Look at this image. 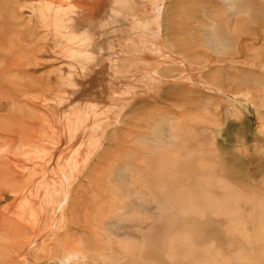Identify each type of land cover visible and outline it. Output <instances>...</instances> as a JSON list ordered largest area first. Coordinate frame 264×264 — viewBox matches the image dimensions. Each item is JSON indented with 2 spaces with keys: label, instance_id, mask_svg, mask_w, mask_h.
<instances>
[{
  "label": "rangeland",
  "instance_id": "rangeland-1",
  "mask_svg": "<svg viewBox=\"0 0 264 264\" xmlns=\"http://www.w3.org/2000/svg\"><path fill=\"white\" fill-rule=\"evenodd\" d=\"M90 1L0 0V264H264V0Z\"/></svg>",
  "mask_w": 264,
  "mask_h": 264
},
{
  "label": "bare ground",
  "instance_id": "bare-ground-1",
  "mask_svg": "<svg viewBox=\"0 0 264 264\" xmlns=\"http://www.w3.org/2000/svg\"><path fill=\"white\" fill-rule=\"evenodd\" d=\"M72 1H73V0H72ZM74 1H75V0H74ZM87 1H89V3L91 2L90 0H86V3H87ZM95 1H96V0H95ZM98 1H99V0H98ZM145 1H146V0H145ZM77 2H79V1H77ZM124 2H125V1H124ZM135 2H136V1H135ZM152 2H154V1H152ZM152 2H150V0H149L147 3H152ZM75 3H76V2H75ZM75 3H74V4H75ZM81 3H82V2H81ZM83 3H85V0H84ZM89 3H88V5H90ZM93 3L95 4L96 2H93ZM125 3H127V2H125ZM142 3H143V2H141V6L144 7V6H143L144 4H142ZM79 4H80V3H79ZM94 4H91V6L94 5ZM152 4H154V3H152ZM76 5H77V4H76ZM76 5H74V6H76ZM88 5H87V7H88ZM98 5H99V4H98ZM127 5H129V1H128ZM137 6H138V5H137ZM139 6H140V4H139ZM151 6H152V5H151ZM79 7H81V6H79ZM82 7H84V6H82ZM85 7H86V6H85ZM85 7H84V9H85ZM87 7H86V8H87ZM89 7H90V6H89ZM89 7H88V8H89ZM94 7H95V6H94ZM129 7H130V6H129ZM155 7H156V9H157L158 5L155 6ZM155 7H153V8H155ZM159 7H160V6H159ZM75 8H76V7H75ZM137 8L139 9V7H137ZM81 9H82V8H81ZM84 9H83V10H84ZM92 9L94 10V8H92ZM86 10H88V9H86ZM93 10H92V11H93ZM95 10H96V9H95ZM128 10H129V9H128ZM139 10H140V9H139ZM157 10H158V9H157ZM89 11H91V10L89 9ZM89 11H88V12H89ZM92 11H91V13H93ZM123 11H124V10H123ZM125 11H126V10H125ZM134 11H136V10H134ZM140 11H141V10H140ZM83 13H84V12H82V14H83ZM121 13H122V11H121ZM154 13H155V10H154ZM157 13H158V12H157ZM84 14H85V13H84ZM86 14H87V13H86ZM89 14H90V13H89ZM89 14H88V15H89ZM94 14H95V13H94ZM134 14H135V13H134ZM155 14H156V13H155ZM120 15H121V14H120ZM124 15H125V14H124ZM136 15H138V14H136ZM141 15H142V14H141ZM141 15H140V16L138 15V16H139V17H142ZM158 15H160V14H158ZM158 15H157V18H158ZM81 16H82V15H81ZM89 16H91V15H89ZM138 16H137V17H138ZM86 17H87V15H86ZM134 17H136V16H134ZM139 17H138V18H139ZM88 18H89V17H88ZM132 18H133V17H132ZM83 19H84V18H83ZM127 19H128V18H127ZM119 20H120V19H119ZM142 20H143V18H142ZM126 21H127V20H124L123 22H126ZM128 21L130 22V20H128ZM128 21H127V22H128ZM134 21H135V20H133V22H134ZM156 21H158V20H156ZM160 21H161V20H160ZM160 21H159V22H160ZM129 22H128V23H129ZM133 22H130V23H133ZM137 22H138V21H137ZM134 23H135V22H134ZM157 23H158V22H157ZM81 24H82V23H81ZM136 24L139 25V23H136ZM136 24H135V25H136ZM159 24H160V23H159ZM159 24H158V25H159ZM89 25H91V23H89L88 26H89ZM94 25H95V26H93V27L96 28L97 25H96V24H94ZM117 25H118V24H117ZM117 25H116V26H117ZM131 25L134 26V24H131ZM131 25H130V27H131ZM84 26H85V25H84ZM100 26H101V25H100ZM121 26H122V25H121ZM121 26H120V27H121ZM133 26H132V27H133ZM159 26H160V25H159ZM86 27H87V25H86ZM136 27H137V25H136ZM88 28H89V27H88ZM101 28H102V27H101ZM117 28H118V27H117ZM117 28H116V29H117ZM159 28H160V27H159ZM86 29H87V28H86ZM118 29H119V28H118ZM94 30H95V29H94ZM119 30H120V29H119ZM95 31H97V30H95ZM95 31H94V32H95ZM135 31H136V30H135ZM138 31H139V30H138ZM140 31H141V29H140ZM89 32H90V30H89ZM100 32H101V31H100ZM131 32L134 33V31H131ZM96 33H97V32H96ZM101 33H103V32H101ZM139 33H140V32H139ZM155 33H156V32H155ZM117 34H119V32H118ZM130 34H131V33H130ZM134 34H135V33H134ZM136 34H137V33H136ZM140 34H141V33H140ZM97 35H99V34L97 33ZM113 35H114V34H113ZM119 35H120V34H119ZM131 35L133 36V34H131ZM103 36H104V34H103ZM116 36H117V35H116ZM153 36H154V35H153ZM95 37H96V35H95ZM113 37H114V36H113ZM121 37H122V36H120V38H121ZM96 38H97V37H96ZM96 38L94 39L95 41H97ZM101 38H102V37L99 36V39H100V40H101ZM103 38H104V37H103ZM125 38H126V41H127V37H125ZM130 38H134V36H133V37H130ZM116 39H117V38H116ZM116 39H115V40H116ZM100 40H99V41H100ZM105 40H106V39H105ZM120 40H121V39H120ZM124 40H125V39H124ZM103 41H104V39H103ZM117 41H119V40H117ZM126 41H125V42H126ZM130 41H131V40H130ZM101 42H102V41H101ZM95 43H97V42H95ZM103 43H104V42H102L101 44L104 45ZM117 43H118V42H117ZM121 43H124V42H121ZM130 43H131V42H130ZM130 43H129V44H130ZM127 44H128V42H127ZM98 45H99V44H98ZM88 46H90V45H88ZM99 46H100V45H99ZM118 46H119V45H118ZM122 46H123V45H122ZM122 46H121V47H122ZM124 46H127V45H124ZM124 46H123L122 48H120V49H122V50H123V48L125 49ZM130 46H131V45H130ZM132 46H135V45H132ZM136 46H137V45H136ZM82 47H83V46H82ZM101 47H102V46H101ZM87 48H88V47H87ZM92 48H93V47H92ZM92 48H91V49H92ZM102 48H103V47H102ZM116 48H118V47H116ZM116 48H115V49H116ZM88 49H89V48H88ZM88 49L86 50V54H88L87 52L90 51V49H89V51H88ZM100 49H101V48H99V50H100ZM120 49L118 48V50H120ZM128 49H129V48H128ZM128 49L126 48V51H127ZM134 49H135V47H134ZM134 49H133V50H134ZM154 49H155V48H154ZM166 49H167V48H166ZM96 50H97V49H96ZM101 50H102V49H101ZM118 50H116V51H118ZM130 50H131V49H130ZM133 50H132V51H133ZM158 50H159V49H158ZM135 51H137V49H136ZM138 51H139V50H138ZM138 51H137V52H138ZM100 52L103 53L102 51H100ZM121 52H122V51H121ZM121 52H119V53H121ZM128 52H129V50H128ZM128 52H127V55H128L129 53H133L134 51H133V52H129V53H128ZM161 52H162V51H161ZM101 53H100V54H101ZM123 53H125L124 50H123L122 54H123ZM89 54H90V53H89ZM122 54H120V55L123 56L124 54H123V55H122ZM96 55H97V54H96ZM106 55H107V54H106ZM115 55H116V54H115ZM125 55H126V54H125ZM104 56H105V55H104ZM109 56H110V55H109ZM111 56H112V55H111ZM113 57H114V56H113ZM117 57H119V56H117ZM124 57H126V56H124ZM128 57H129V56H128ZM128 57H127V59H128ZM86 58H87V57H86ZM102 58H103V57H102ZM108 58H109V57H108ZM120 58H121V57H120ZM90 59H91V58H90ZM100 59H101V55H100ZM93 60H94V59H93ZM96 60H97V58H96ZM102 60H105V59H102ZM102 60H99V61H102ZM113 60H114V59H113ZM121 60H122V59H121ZM129 60H130V57H129ZM89 61H92V60H89ZM130 61H131V60H130ZM93 62H94V61H93ZM125 62H126V61H125ZM127 62H129V61H127ZM103 63H104V62H103ZM113 63H114V62H113ZM119 63H120V62H119ZM129 63H130V62H129ZM131 63H132V61H131ZM131 63H130V64H131ZM177 63H178V62H177ZM120 64H121V63H120ZM120 64H119V65H120ZM126 64H127V63H126ZM127 65H128V64H127ZM125 66H126V65H125ZM96 67H98V66H96ZM111 67H113V66H111ZM118 67H119V66H118ZM118 67H117V68H118ZM120 67H123V65L120 66ZM130 67H131V66H130ZM123 68H124V67H123ZM123 68H121V69H123ZM126 68H127V67H125L124 69H126ZM130 69H131V68H129V69L127 68L128 71H130ZM127 70H126V73H127ZM115 71H117V70H115ZM121 71H123V70H121ZM121 71L118 70L117 73H118V72L121 73ZM124 72H125V71H124ZM91 73H92V72H91ZM127 74H128V73H127ZM130 74H131V73H130ZM91 75H92V74H91ZM110 75H111V74H110ZM90 77H91V76H90ZM92 77H93V76H92ZM92 77H91V78H92ZM111 77H112V76H111ZM113 77H114V76H113ZM115 77H116V76H115ZM115 77H114V78H115ZM91 78H90V79H91ZM121 79H122V78H121ZM123 79H124V78H123ZM123 79H122V80H123ZM107 80H108V79H107ZM112 80H113V78H112ZM117 80H118V79H117ZM111 83H112V82H111ZM122 84H123V83H122ZM112 85H115V84L112 83ZM119 85H120V84H119ZM123 85H124V84H123ZM148 85H149V84H148ZM120 86H121V85H120ZM97 87H99V86H97ZM100 87H101V86H100ZM121 87H122V86H121ZM123 87H124V86H123ZM112 88H113V87H112ZM116 88H117V87H116ZM116 88H114V89H116ZM119 88H120V87H119ZM95 89H96V88H95ZM121 89H122V88H121ZM121 89H120V90H121ZM108 90H109V89H108ZM120 90H119V91H120ZM119 91H118V92H119ZM115 92H116V90H115ZM107 93H108V92H107ZM112 93H113V92H111V94H112ZM117 94H118V93H117ZM125 94H126V93H125ZM93 95H95V94H93ZM131 95H132V94H131ZM106 96H107V98H108L109 95H106ZM110 96H111V95H110ZM94 97H95V96H94ZM115 97H117V96H115ZM99 98H100V96H99ZM99 98H97V99H99ZM103 98H104V97H103ZM109 98H110V97H109ZM112 98H113V97H112ZM100 99H101V98H100ZM113 99H114V98H113ZM105 100H106V99H105ZM110 100H111V98H110ZM114 100H115V99H114ZM94 101H96V100H94ZM108 101H109V100H108ZM86 102H87V101H86ZM98 102H99V101H98ZM111 102H112V101H111ZM91 103H92V101H91ZM93 103H94V102H93ZM93 103H92V104H93ZM103 103H106V102H103ZM103 103H102V104H103ZM87 105H88V104H87ZM87 105H86V106H87ZM89 105H90V104H89ZM104 105H105V104H104ZM104 105H103V107L105 108ZM108 105H111V104L108 103ZM128 105H129V104H128ZM86 106H84V107H86ZM106 106H107V105H106ZM91 107H92V105H91ZM95 107H96V106L94 105V108H95ZM97 107H99V105H97ZM121 107H122V106H121ZM89 108H90V107H89ZM89 108L87 107L86 109H89ZM104 108H103V109H104ZM119 108H120V107H119ZM97 109H101V107H100V108H97ZM106 109H107V107H106ZM106 109H104V110H106ZM95 110H96V109H94V112H95ZM81 111H82V110H81ZM98 111H99V110H98ZM89 113H90V112H89ZM89 113L87 112V114H89ZM91 113H93V111H91ZM97 113H98V112H97ZM97 113H95V117H96V114H97ZM99 113H100L99 115L102 117V116L104 115V113H107V112L104 111V113L102 112V113H103V114H102L101 111H100ZM101 114H102V115H101ZM82 115L84 116V113H83ZM89 115H90V114H89ZM89 115H88V116H89ZM97 115H98V114H97ZM106 115H107V114H106ZM116 115H117V114H116ZM121 115H122V114H121ZM83 116L80 117V118L84 121ZM100 116H99V117H100ZM84 118H85V117H84ZM86 119H88V118H86ZM90 119H91V118H90ZM94 119H95V118H94ZM98 119H99V118H98ZM102 119L105 120L104 118H102ZM88 120H89V119H88ZM88 120H87V121H88ZM100 120H101V118H100ZM106 120H108V118H107ZM118 120H119V119H118ZM83 121H82V122H83ZM85 121H86V120H85ZM96 121H97V119H96ZM80 122H81V121H80ZM82 122H81V123H82ZM99 122H100V121H99ZM86 123H87V122H85L84 124L86 125ZM89 123H90V121H89ZM85 125H84V127H86ZM88 125H89V124H88ZM101 125H102V124H101V122H100V125H99L98 128H101ZM79 127H80V126H79ZM79 127H78V128H79ZM96 127H97V126H96ZM103 128H104V127H103ZM103 128H102V129H103ZM76 129H77V127L74 129L75 132H74V130L71 132V137H72L71 139H73L74 137L76 138V135L78 136V133H77ZM79 130H80V129H79ZM99 130H100V129H99ZM93 131H94V129L92 130L91 133L94 134ZM96 131H97V130H96ZM104 131H105V130H104ZM97 132H98V131H97ZM97 132H96V133H97ZM80 133H81V131H80ZM80 133H79V135H80ZM89 142H90V141H89ZM94 143H96V142H94ZM74 167H75V166H74ZM71 168H73V167H71ZM73 171H74V170H73Z\"/></svg>",
  "mask_w": 264,
  "mask_h": 264
}]
</instances>
